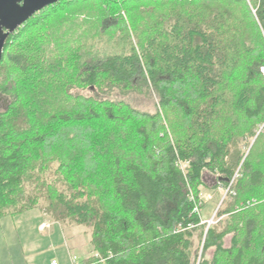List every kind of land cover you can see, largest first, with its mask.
Returning a JSON list of instances; mask_svg holds the SVG:
<instances>
[{
	"label": "trees",
	"instance_id": "trees-1",
	"mask_svg": "<svg viewBox=\"0 0 264 264\" xmlns=\"http://www.w3.org/2000/svg\"><path fill=\"white\" fill-rule=\"evenodd\" d=\"M263 68L264 0L47 7L0 62V220L91 228L80 264H264ZM84 89L154 95L157 111ZM203 189L228 191L209 228Z\"/></svg>",
	"mask_w": 264,
	"mask_h": 264
},
{
	"label": "rangeland",
	"instance_id": "rangeland-1",
	"mask_svg": "<svg viewBox=\"0 0 264 264\" xmlns=\"http://www.w3.org/2000/svg\"><path fill=\"white\" fill-rule=\"evenodd\" d=\"M262 73L264 75L263 71ZM73 94L123 102L143 113L155 114L157 111L158 99L154 95L151 97L137 93L122 95L117 91L111 97H104L94 89L75 90ZM9 104L10 99L0 95V113L5 112ZM261 129L262 127L258 128L256 137L252 139L251 147L254 145L257 136L260 135ZM250 150L251 148L247 151V155ZM263 156V154H260V156L255 157V161L264 170V159L261 158ZM204 179L209 188L213 187L217 180L215 176L208 172L205 173ZM227 192L224 189L216 193L209 189H203L202 199L206 202V205L202 210V215L208 228L218 223L217 213L223 205ZM41 223L47 226L43 232L39 231ZM2 231L7 236L8 247L4 244ZM90 231H92L91 228L79 226L76 222L58 223L40 210L29 211L14 217H5L0 220V264H11L7 249H10L9 252L16 257L17 261H19V251L23 250L30 255V264H52L53 261L57 264H72V258L75 257L79 263H82L89 257H97L90 243ZM230 243L231 236L226 238L225 247L229 248ZM213 252V250L208 251L207 258H211Z\"/></svg>",
	"mask_w": 264,
	"mask_h": 264
},
{
	"label": "water",
	"instance_id": "water-1",
	"mask_svg": "<svg viewBox=\"0 0 264 264\" xmlns=\"http://www.w3.org/2000/svg\"><path fill=\"white\" fill-rule=\"evenodd\" d=\"M61 0H0V62L9 38L20 27Z\"/></svg>",
	"mask_w": 264,
	"mask_h": 264
},
{
	"label": "crops",
	"instance_id": "crops-1",
	"mask_svg": "<svg viewBox=\"0 0 264 264\" xmlns=\"http://www.w3.org/2000/svg\"><path fill=\"white\" fill-rule=\"evenodd\" d=\"M43 225V223L40 224V227ZM40 227H39V231L40 232H43L40 230ZM51 229V228H50ZM2 237L4 239V244H6V246L8 247V242H7V236L5 233H3L2 231ZM68 247V246H67ZM8 250V255H9V258H10V261H11V264H30V255L25 253L23 250H20L19 251V261L16 260V257H14L12 255L11 252H9L10 249H7ZM68 252L70 253L69 249H68ZM4 255V254H3ZM72 261H73V258H72ZM72 264H74V262H72Z\"/></svg>",
	"mask_w": 264,
	"mask_h": 264
},
{
	"label": "built area",
	"instance_id": "built-area-1",
	"mask_svg": "<svg viewBox=\"0 0 264 264\" xmlns=\"http://www.w3.org/2000/svg\"><path fill=\"white\" fill-rule=\"evenodd\" d=\"M262 71L264 72V68L262 69ZM46 227H47V226L43 225V226L41 227V231H43ZM73 262H74V264H80L79 261H78V259H77L76 257L73 258ZM52 264H57V263H56L55 261H53Z\"/></svg>",
	"mask_w": 264,
	"mask_h": 264
}]
</instances>
